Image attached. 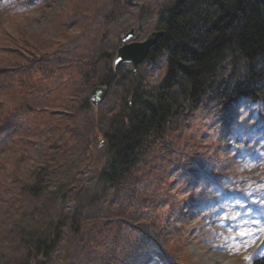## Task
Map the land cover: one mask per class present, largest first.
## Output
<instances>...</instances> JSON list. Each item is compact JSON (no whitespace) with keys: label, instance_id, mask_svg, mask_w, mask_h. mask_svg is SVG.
<instances>
[{"label":"rangeland","instance_id":"374dc122","mask_svg":"<svg viewBox=\"0 0 264 264\" xmlns=\"http://www.w3.org/2000/svg\"><path fill=\"white\" fill-rule=\"evenodd\" d=\"M171 1L0 0V264H26L27 240L48 239L60 222L57 247L33 264L264 256V100L236 95L222 121L212 94L150 142L133 189L101 177L124 94L140 79L158 85L166 56L141 63L140 79L123 64L103 104H84L109 77L121 35L134 27L144 40ZM247 118L252 128L237 124Z\"/></svg>","mask_w":264,"mask_h":264},{"label":"trees","instance_id":"16d2710c","mask_svg":"<svg viewBox=\"0 0 264 264\" xmlns=\"http://www.w3.org/2000/svg\"><path fill=\"white\" fill-rule=\"evenodd\" d=\"M158 24L166 34L148 60L166 56V74L147 89L130 70L141 81L124 94L125 106L106 133L109 160L101 177L114 189L127 183L133 189L131 178L147 159L150 142L162 138L182 116L188 117L186 110H194L201 100L206 106L211 98L218 100L222 121L236 95L264 100V0H172L161 9ZM45 68L36 69L46 76ZM109 71L102 83L112 85L118 71L113 65ZM237 124L244 129L255 125L248 118ZM60 223L48 239L27 240L26 264L51 255L64 232ZM249 264H264V256Z\"/></svg>","mask_w":264,"mask_h":264},{"label":"water","instance_id":"95a60500","mask_svg":"<svg viewBox=\"0 0 264 264\" xmlns=\"http://www.w3.org/2000/svg\"><path fill=\"white\" fill-rule=\"evenodd\" d=\"M165 34V30L157 29L152 31L144 40H136V28L133 27L128 32L123 33L121 35L122 45L118 48L112 63L114 70L118 71L123 64L131 63L136 73L139 65L149 58L152 49ZM109 91L110 85L107 83L94 86L89 96L92 106L96 109L99 108L108 96ZM104 141H102V144ZM74 188L72 186L63 192L59 204L65 201ZM40 261L46 263V259L40 258Z\"/></svg>","mask_w":264,"mask_h":264},{"label":"snow or ice","instance_id":"6c2138e0","mask_svg":"<svg viewBox=\"0 0 264 264\" xmlns=\"http://www.w3.org/2000/svg\"><path fill=\"white\" fill-rule=\"evenodd\" d=\"M242 234H244V233H242Z\"/></svg>","mask_w":264,"mask_h":264}]
</instances>
